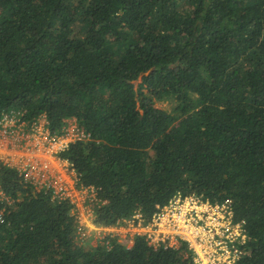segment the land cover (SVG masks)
Here are the masks:
<instances>
[{
	"label": "trees",
	"instance_id": "trees-1",
	"mask_svg": "<svg viewBox=\"0 0 264 264\" xmlns=\"http://www.w3.org/2000/svg\"><path fill=\"white\" fill-rule=\"evenodd\" d=\"M9 109L89 134L60 155L95 190L94 225L147 219L177 193L229 201L248 237L236 264H264V0H0ZM0 187L13 200L0 202V264H193L183 244L142 236L79 244L67 202L6 166Z\"/></svg>",
	"mask_w": 264,
	"mask_h": 264
},
{
	"label": "built area",
	"instance_id": "built-area-1",
	"mask_svg": "<svg viewBox=\"0 0 264 264\" xmlns=\"http://www.w3.org/2000/svg\"><path fill=\"white\" fill-rule=\"evenodd\" d=\"M22 113L9 109L0 117V166L14 169L33 190L67 202L77 239L92 232L105 246L108 239L119 243L123 238L129 247L135 236H142L153 248L176 249L183 244L193 264H236L246 254L248 237L242 222L233 219L230 202L210 203L193 193L175 194L166 204L156 206L147 219L135 212L110 226L94 225L91 204L97 202L95 190L77 185L74 169L60 155L70 143L88 141L89 134L74 117L64 119L60 131L51 133L43 115L30 121ZM3 200L13 202L0 187V202Z\"/></svg>",
	"mask_w": 264,
	"mask_h": 264
},
{
	"label": "rangeland",
	"instance_id": "rangeland-1",
	"mask_svg": "<svg viewBox=\"0 0 264 264\" xmlns=\"http://www.w3.org/2000/svg\"><path fill=\"white\" fill-rule=\"evenodd\" d=\"M139 79H140V77H138L136 79V81L134 82V84H136L139 81ZM155 106L161 107V108H163L165 110H169L171 108V104L168 103V102H156L155 103ZM95 238H96L95 233L90 232V234H88V236H86V238H84L82 240H79L78 239L77 242L79 244H81L82 242H88L90 244H95L96 241H97ZM98 243H100L99 239H98ZM119 244H122L125 247L128 246V242L125 239H123V238L119 240Z\"/></svg>",
	"mask_w": 264,
	"mask_h": 264
}]
</instances>
